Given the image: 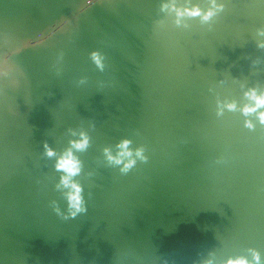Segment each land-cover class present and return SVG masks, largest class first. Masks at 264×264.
<instances>
[{"label": "water", "instance_id": "obj_1", "mask_svg": "<svg viewBox=\"0 0 264 264\" xmlns=\"http://www.w3.org/2000/svg\"><path fill=\"white\" fill-rule=\"evenodd\" d=\"M172 3L214 15L161 10ZM252 89L264 93V0H0V264L253 250L264 264V124L240 111ZM81 133L87 211L72 218L55 163ZM124 138L126 174L103 151Z\"/></svg>", "mask_w": 264, "mask_h": 264}, {"label": "clouds", "instance_id": "obj_2", "mask_svg": "<svg viewBox=\"0 0 264 264\" xmlns=\"http://www.w3.org/2000/svg\"><path fill=\"white\" fill-rule=\"evenodd\" d=\"M89 3H93V0H89ZM171 9L176 13L177 17H182L184 15L189 16H201L204 20H208L214 15V12L209 9L207 12H202V10L199 7L194 8H178L174 3L172 4H162L161 10H169ZM179 22V21H177ZM91 57L93 61L96 63L98 67L101 69L103 68V64L101 62V58L97 52H92ZM245 95L248 97L252 103L245 104L241 109V113L244 116H249L252 114H255L259 123L264 124V93L257 94V91L255 89L250 90L249 92L245 93ZM226 107L230 111L236 110V103H228ZM245 127L253 128L254 125L251 121L245 120ZM131 144V141L127 138L122 139L119 141V143L116 145V148L118 151L115 155L112 154V151L109 148H105L104 154L109 161V163L115 164L117 166L122 165L120 168L121 173L126 174L129 172L133 167L136 165V159L133 157V151L130 149L129 145ZM70 147L66 149L60 156L57 157L56 163H55V169L58 172L63 173L60 177V184L57 185V187H60L61 185L65 188H68L69 191L67 192V200H68V208H69V214L72 218H75V216L81 212H86L87 207L85 205L84 197H83V187L73 180V177L80 174L82 170V161L78 159V157L74 154L73 149L76 151H86L89 147V138L86 134L81 133L80 139L70 141ZM45 147V154L48 157L56 156L55 151L50 148L47 144L44 145ZM135 156L140 158L142 161L147 162V157L144 155V149L138 148L135 150ZM59 210L57 209V212ZM252 261H249L245 257H238L235 259H229L227 261V264H261V257L259 252L253 250L252 252Z\"/></svg>", "mask_w": 264, "mask_h": 264}]
</instances>
